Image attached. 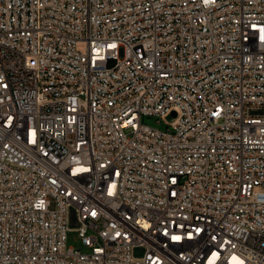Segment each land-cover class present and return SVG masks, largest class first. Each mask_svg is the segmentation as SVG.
<instances>
[{
    "label": "built area",
    "instance_id": "1",
    "mask_svg": "<svg viewBox=\"0 0 264 264\" xmlns=\"http://www.w3.org/2000/svg\"><path fill=\"white\" fill-rule=\"evenodd\" d=\"M0 264H264V0H0Z\"/></svg>",
    "mask_w": 264,
    "mask_h": 264
},
{
    "label": "rangeland",
    "instance_id": "2",
    "mask_svg": "<svg viewBox=\"0 0 264 264\" xmlns=\"http://www.w3.org/2000/svg\"><path fill=\"white\" fill-rule=\"evenodd\" d=\"M141 122L162 130L167 128L170 129L169 126L163 122V120L155 116H142ZM70 218L72 225H74V214H71ZM67 245L84 249L80 240L76 237V233L74 231L68 233Z\"/></svg>",
    "mask_w": 264,
    "mask_h": 264
},
{
    "label": "snow or ice",
    "instance_id": "3",
    "mask_svg": "<svg viewBox=\"0 0 264 264\" xmlns=\"http://www.w3.org/2000/svg\"><path fill=\"white\" fill-rule=\"evenodd\" d=\"M175 239H179L178 237H176Z\"/></svg>",
    "mask_w": 264,
    "mask_h": 264
}]
</instances>
